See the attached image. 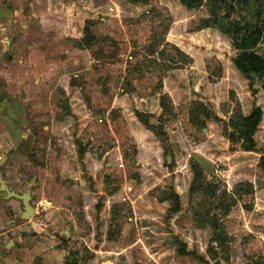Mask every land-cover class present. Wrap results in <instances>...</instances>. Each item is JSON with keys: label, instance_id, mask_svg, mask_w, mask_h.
<instances>
[{"label": "rangeland", "instance_id": "rangeland-1", "mask_svg": "<svg viewBox=\"0 0 264 264\" xmlns=\"http://www.w3.org/2000/svg\"><path fill=\"white\" fill-rule=\"evenodd\" d=\"M250 34L264 0H0V183L34 210L0 191V264H264Z\"/></svg>", "mask_w": 264, "mask_h": 264}, {"label": "trees", "instance_id": "trees-1", "mask_svg": "<svg viewBox=\"0 0 264 264\" xmlns=\"http://www.w3.org/2000/svg\"><path fill=\"white\" fill-rule=\"evenodd\" d=\"M136 3L140 0H128ZM258 38L254 34H250L241 38L239 42H234L235 54L232 59L233 66L244 75H254L264 81V59L252 52L256 46ZM260 119V112L255 110L244 123L250 130L256 128ZM84 154L83 150H79V156ZM77 264V263H68Z\"/></svg>", "mask_w": 264, "mask_h": 264}, {"label": "water", "instance_id": "water-1", "mask_svg": "<svg viewBox=\"0 0 264 264\" xmlns=\"http://www.w3.org/2000/svg\"><path fill=\"white\" fill-rule=\"evenodd\" d=\"M0 191L4 192L6 194V198H15V199H18L22 202V204H23L22 218L27 219V218L33 216L34 210L30 206L31 197H30L29 192L22 194V195H17L13 192H9V190L6 188V186L2 182L0 183Z\"/></svg>", "mask_w": 264, "mask_h": 264}]
</instances>
